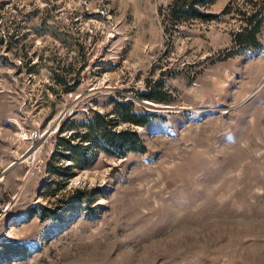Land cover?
<instances>
[{
  "label": "rangeland",
  "instance_id": "obj_1",
  "mask_svg": "<svg viewBox=\"0 0 264 264\" xmlns=\"http://www.w3.org/2000/svg\"><path fill=\"white\" fill-rule=\"evenodd\" d=\"M171 2L0 0V172L68 106L76 121L111 98L155 115L135 127L144 154L101 155L58 193L86 191L95 219L28 218L56 202L41 190L51 143L1 177L0 244L29 256L0 247V264H264V23L257 47L237 42L264 0L181 24ZM149 83L166 103L140 98Z\"/></svg>",
  "mask_w": 264,
  "mask_h": 264
},
{
  "label": "trees",
  "instance_id": "obj_2",
  "mask_svg": "<svg viewBox=\"0 0 264 264\" xmlns=\"http://www.w3.org/2000/svg\"><path fill=\"white\" fill-rule=\"evenodd\" d=\"M215 1L217 0H172L165 17L174 24L211 21L215 17L206 10ZM263 23L264 6L246 21L243 29L245 34L237 37L238 44L257 47L256 36ZM73 81H78V77L65 76L61 83L55 81V84L67 86ZM165 95L160 83H149L147 92L141 94L140 98L154 103H166L168 100ZM108 105L111 107L110 111L102 113L90 109L81 121H76L73 115L67 114L60 121L56 133L44 143L43 148L51 143L52 150L44 166L49 180L42 185L41 190L56 202L51 206L37 205L29 208L28 218L37 216L43 221L60 222L66 215L76 216L83 212L87 219L97 218L95 209L90 208L94 197H88L86 191L74 189L71 193L65 192L61 197H57L58 193L66 189L69 181L78 172L92 167L101 155L120 159L128 154L146 152V146L135 127L148 125L155 115L147 111L137 113L135 103L131 100L111 98ZM0 247L4 250L3 254L15 259L29 256L27 248L16 241L3 242Z\"/></svg>",
  "mask_w": 264,
  "mask_h": 264
},
{
  "label": "water",
  "instance_id": "obj_3",
  "mask_svg": "<svg viewBox=\"0 0 264 264\" xmlns=\"http://www.w3.org/2000/svg\"><path fill=\"white\" fill-rule=\"evenodd\" d=\"M92 91H94V90L91 89V90H88V91L82 93L75 100L77 101V100L81 99L82 97L86 96L87 94H89ZM142 104H145L147 106H150L151 109H154L156 111H159V110H171V109H173V108L168 107V106H155V105L150 104V103H142ZM68 110H69V106L66 107V108H64L61 111V113L58 115V117L56 118V120L52 123V125L49 128H47L40 135V137L36 140V142L33 143L32 145H30V147L26 150V152L23 153L17 160L11 162L6 168H4L0 172V178L3 177L8 171H10L14 166H16L19 163L24 162L25 160L29 159L34 153H36L42 147V145L45 142V140L48 137L52 136L58 130L59 123L64 118V116L67 114Z\"/></svg>",
  "mask_w": 264,
  "mask_h": 264
}]
</instances>
